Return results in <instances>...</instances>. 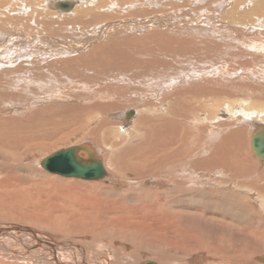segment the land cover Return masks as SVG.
Listing matches in <instances>:
<instances>
[{"label":"rangeland","instance_id":"1","mask_svg":"<svg viewBox=\"0 0 264 264\" xmlns=\"http://www.w3.org/2000/svg\"><path fill=\"white\" fill-rule=\"evenodd\" d=\"M19 1L20 2H13L11 4L15 3L16 6H19L21 4L28 9H30L29 7H31V9L34 8V10H37L38 8V11L40 10L41 12H44L49 19H52L53 22L56 21V19L58 22H62L63 18H59L61 17V14L49 7L50 3H52L53 0H35L36 2L31 3L32 5L28 2L26 3V5V0ZM132 1L133 0H122L120 5L118 4L117 7L113 6L115 8H113L112 10L109 9V7H111V4L109 5L108 3H106L105 5H103L104 10L101 12L103 17H96L93 20H90V23L87 20L88 17L91 16V14H89L88 12V14H86V16L83 18L84 23L79 22L75 24V22H73V24H68L69 26L66 25V27H63V30L60 29V23L57 22H54V28H49L48 25L45 27V24L42 25L40 18H37V20L31 19V26H27L29 27L28 29L25 25V22L14 21V23L12 24H21L20 28L14 29L12 25L11 27H8V23L6 21L11 20V18H15L17 16L10 15L5 17L6 12H0V65H8L7 69H11L15 67V65L21 66L19 68L20 70L18 71L0 73L3 79V81L0 80V82L3 84L5 81L8 85L6 86L5 84H3V87L0 90V113L7 117L21 118L24 121H30L32 120V118L38 117L37 119H39V126L43 127V129L40 128V130L38 129L39 131L36 130L37 134H39L43 130L55 132L56 134H61V132H65V134L67 133L65 137L66 140L62 139L58 141L65 134L60 135L57 141L52 142V144L48 147H44L46 149L44 150V152L42 151V153L50 154L55 152L57 149H64L72 145L74 146L75 144H78L82 141L85 142L89 141V139H92V141L97 144L96 146L99 148V152L102 155H100L102 158H99L103 161V163L105 162L104 166L107 167H112V164H110L112 162V159H110L111 157L109 153L118 151V149L120 148L140 147L142 148L139 149L141 154L143 152H146L145 135L147 136V128L144 126H135L137 128L136 130L134 128V125H131L132 123L127 126L126 124H128V122L125 121L127 120V117H125L126 111L127 114L129 113V111L139 112V114L141 113V116H146L147 114L149 116H156L160 114L169 117L172 116V111L177 112V115H182L184 113V115L181 116L182 119L184 118L182 129L184 130V134L186 136L181 141L182 145H189V147H185L183 157H181L179 161L174 162L179 163V165L177 166H185L186 168L189 165H193L195 163H190V161L187 162L188 158L191 160L190 155L192 151L189 152V150H192L195 145L199 146L200 150L203 149V151L213 150L219 145L223 148L225 139L234 135L233 133L229 135V133H231V131H233L234 129H238L239 127L241 129L242 127V129L244 130L242 131V133L244 132V134H242V137H237V140H241L240 144H237L235 138H233L232 140L230 139L227 143H225L226 147L228 149L232 148L233 151L230 150L232 154L227 152L225 158H228H224V160L228 163L229 158L237 157L236 159H239L240 157L241 161L239 160V163H241V165L238 164V166L240 167L237 166L240 172L234 174V172L236 171L230 170V167L224 170V166H216V168H214V174L219 178L216 179L215 176L212 175L213 180L211 182H213V185H220L221 183L223 185L229 184L230 186L238 183L239 187H242L244 184L248 190L251 185L250 182L255 180V178L253 177L256 176L259 168H261L260 162L251 154L250 151L249 136L253 134V124H243V118H246L242 116L244 112H236L237 114L234 113L229 115L228 117L223 118L222 111L227 108H232L233 105L236 106L238 103L240 104V102H244L243 104L246 107L253 109V111L264 110L263 10L259 9L258 12H256L257 15H253V17L249 19L250 21H246L248 23L244 24L237 22L238 19L235 22L227 20L226 16H224V10L217 11L215 9L219 4L222 5V3H225V8L228 9L227 2H225L226 0H212V3L208 1L207 3H203V5L198 4V6H194L193 0H177V2H175L176 0H172L173 3H178V8H171L169 10H167L168 4L163 2L164 0H156L159 6H165V9L167 10L165 12H159L158 8L155 6L137 7V3H134V5L132 4L134 1ZM231 1V5L229 4L230 6H232L234 0ZM237 2L238 4L239 2L241 4L243 3L242 0H237L236 3ZM36 4L37 6L35 7ZM48 7L53 11L52 14L54 16H52V14L50 13L51 10ZM199 7L201 8V11H198ZM146 8L155 9L157 12H154L153 14H145L143 16L134 14L136 12L138 14L145 13L144 10ZM14 9L15 11H17L16 7ZM88 9H91V7H88L87 10ZM106 9L108 10L106 11ZM48 10L50 11L48 12ZM87 10L85 9V11ZM58 13L60 15H58ZM75 13H73L72 15H74ZM216 13H219V16L216 15ZM259 14L261 15L259 16ZM24 15L26 17L30 16L29 12H25ZM72 15H70V17H72ZM165 16H167V20L164 19ZM19 18L17 20H19ZM255 19H258V21L262 20V24L259 25L258 22L254 23L253 21ZM37 21L40 24H37ZM35 23L37 24V26H35ZM157 25H159L160 28L155 30L157 28ZM252 26L255 27V29H258H254L255 31H253V35L248 36L247 29H252ZM144 28H147V30L145 31ZM142 30H144L145 32H143ZM100 31L102 33L99 35H102V38L112 37L111 40H113V42H115V40L117 43L120 41L118 46L121 49H125L124 51L130 53L127 59L120 61L122 62L120 66H124L123 71L127 73L121 74L112 71V68H116V64L109 67L110 71L108 73L107 71L105 73V71H102V69L99 68L94 70V72H92V70L87 72V70H85L86 65L93 63L90 62L86 64V61L88 60L74 61L70 64H67L66 66H56V68H54L53 70H50L49 68L43 73H40L41 64H44L40 62L41 58L43 59L45 58L44 56H50V59L58 58L61 60V58L65 59V57L66 59H68L72 55L74 56L70 58L83 55L87 49L89 50L95 44L94 43L90 46H87L92 39H95ZM154 31L156 33L161 32L163 34H161V36L157 35L156 38H154L155 40L150 39L149 43H146V46H144L143 44H138L140 42H138V40H134L141 38L140 33L149 34ZM237 37L239 38V40ZM127 39L129 41H127ZM122 40L124 42H121ZM131 40L133 41L130 42ZM132 43L137 44L132 45ZM147 46L149 49L144 56L143 49L145 50ZM140 55H143L144 57H141ZM160 58L163 59L160 60ZM100 62L101 61L96 62V65H98ZM178 87L180 88L178 89ZM168 98L170 99V101H175L176 104H179V102H181L180 104H182V106L184 107L181 108L182 106H179L181 110L178 107L177 111L171 109V107H167L166 103L164 102V104L163 101L167 100ZM89 101L91 103H89ZM98 101L100 106L99 109L92 111L91 107L89 108L88 106L95 105L98 103ZM107 106L109 108H107ZM77 107L79 108V110ZM198 113H200L202 116L205 115L207 117L200 121L198 116H193V114L198 115ZM249 114L250 116H253L250 111ZM47 116L51 117V119L47 118V120L52 121V124H49V126L45 125L46 121H42V119H45ZM254 117L256 118V120H260V115L257 114ZM262 119H264V117L261 118V120ZM130 120L132 121V118ZM100 123L112 124L108 125V127L106 125H103L102 128L99 127L100 129L97 128V130H95L96 126ZM81 127L82 129H84H80ZM213 127L215 128L213 129ZM110 128H114V133L112 132V130L108 131L113 134L112 137L114 140L107 139L108 141L106 140L107 143H105V140L102 138L100 133H103V130L106 129L107 131V129ZM95 131L101 137H94V134H92V132L95 133ZM124 131L125 133H123ZM188 132H191V135H188ZM88 134H90L89 136L92 137L88 138ZM152 141H154V139H152ZM57 143L59 144L57 145ZM217 143L218 146L216 145ZM16 148L17 150L11 148L10 150L6 149V151L5 149L3 150V147L0 148V177L7 176L9 173L11 174V172L9 171L13 170H11V166L14 165L13 161L16 160L17 153H24L25 155L27 154L25 153L27 151L26 147L22 145H16ZM40 149H43V147H41ZM35 150L38 149H33V151H30L28 154L35 152ZM216 151H218L217 148ZM161 153L162 150L158 155L155 156V159L157 161L160 160ZM127 155L128 154L126 153V156H124L123 158L127 159ZM144 157L145 156L142 155L135 162V160H132L134 156L128 155L129 161H127V164L124 165V170L121 171L120 176L123 175L126 180H129L134 188H138L137 190L134 189L135 191L133 190L131 192L133 193L132 196L140 197L142 195L144 196V198L149 197L150 199H148L153 201V204L150 203V205L158 207L159 204L165 201L164 195L160 196L157 194H153V192L157 190L156 188H154V186H143V189L134 182H137V179L144 175H147L148 178L152 179L159 176L165 178L169 176L173 177L171 176V174L174 170H172V168L168 166L166 169H161L160 167L150 168L147 165L149 159L146 157L145 159ZM8 159H10V161ZM155 159L152 155V160L150 161H152L154 164H157ZM180 161L185 162L182 163ZM23 165L25 164L23 163L21 167H23ZM199 169L203 173V171H208L209 167L206 168L205 166H199ZM108 170L109 169L107 168V171ZM41 173L44 174L43 172ZM173 173L175 174L174 178L181 182L182 176L179 173V175L176 174L175 171ZM218 173L222 174V177L218 176ZM29 176L30 175L25 173V177ZM47 176L56 177L53 175ZM32 177L33 175L30 176V178ZM99 181L101 182V180ZM99 181L81 182L83 184H95V182L97 183ZM188 181V179H183L182 183H188ZM195 181H200L201 183H203L201 178H196ZM103 184H105V186L108 185L107 180L104 181ZM209 185L211 186V184ZM5 186L0 188V190H14L10 183L8 187ZM182 187L183 189H186L184 190L185 192L195 193V196L196 193H198L197 195L199 196L200 192L206 195L203 196V203L199 201L198 204V201L190 203L189 200H185V198L182 197L179 192L175 194L179 197V200L174 204V206L172 207L173 209L171 208L170 214H172L173 217H175V215L178 216V218H175V224L179 227L181 235L178 227L177 230H174V228H169V226H167L166 228L164 227V229L166 230L163 236L161 232H159L161 234L160 236L154 235L150 238L142 234L141 232L136 231L135 227H140L141 223L136 225L138 223L139 211L135 209H141V207L142 209L144 208L142 202L138 203V201H135V203L132 205V207L134 206V209L131 212H134L135 214L134 218H132L133 221L132 219L131 221H128L131 222V225L128 223L121 224L119 222H116L117 219H113V217H116V214L112 215L110 213V208L123 209L121 199L100 196L97 192L98 190H85L84 192H78V194L70 193L71 190H68V193L65 194L66 196H64L63 199L62 197H59L54 205L56 207V211L60 212L65 206L71 208L74 204L73 207L76 210H71L72 212L70 213L74 214V216L84 213L85 219H88L86 220V222H81V220H76V217L72 218L70 216L69 220L72 219L73 221L72 224L67 222L70 225L68 226L67 224V229L64 228L61 230L53 228L50 225H44L45 229H42V232H45L46 235L56 234L57 237L61 239L68 238V240H78L80 243L85 242V246L88 248L87 250L89 254H92L93 256H96L97 254H99L97 256H100V254L102 255V248L104 249L107 247L112 250L114 249L116 256L120 260V264H135L145 260L154 261L157 264H160V262H169L170 264H186L185 262H187V264H189L188 262L190 261L191 257L186 255L187 251L195 245L198 248L199 244L200 246L206 247V252L211 249L209 251L211 253H206L202 250L196 251L192 249V258H196V255L198 257L200 256L201 258L207 256L206 258L210 260H223L226 254H224V252H227V258L230 257L232 259L231 262H234L233 258L237 256L240 257H237V260H243L241 259L242 257L240 253H235V251L237 252L240 249V246L245 249V245H254V248H251L252 253H248V256H250L251 259L254 258L255 252L262 249V247L264 246V232L252 231L256 238H254L253 240V238L249 237L247 231L245 230V225L242 224V221L240 220L241 216L239 215V211L235 213L234 209L232 210L231 208H229L230 206H234L235 201H228L227 203V208H229V215L228 213H220L218 211H214L213 203H215L216 205L219 204V207H224L222 203L223 200H225L224 196H220L221 198H223L219 203L216 201L211 202L209 200V197H214L207 195V193H209L210 191H215V194L217 192V190H215L216 188L213 189L211 188L212 186L208 187L202 184L194 187H188L187 185H184ZM45 190L53 189L50 187H46ZM180 190H173V192ZM221 190H223L222 192H224L225 190L228 193L230 192V190H227V188ZM38 195H40L38 189L31 194V196L33 197L32 201L35 203L33 204L35 205V207H37V209L34 211L41 214L44 211H42L41 206H37ZM90 195L92 197H90ZM178 197L173 198L176 200L178 199ZM180 197L183 198V200L180 199ZM240 198L235 200L241 204V201L244 200V197ZM92 199H94V203H101V208L93 205H89L88 207L85 205V202L79 208L76 207L80 200L92 201ZM108 199L110 201H108ZM7 207L9 208V206ZM132 207L130 205L127 206V208L131 210ZM11 208L14 209L13 207ZM15 208H17V211H19L18 207ZM20 209L22 208L20 207ZM96 209L98 211H96ZM148 210L151 209L148 208ZM156 213L160 214V211L158 210ZM5 214H7V211L4 212L0 210V224H7L8 222V224H13L14 222L12 221V219H16L17 216L7 215V217L5 216ZM93 214H95L97 217L100 216V218L97 221L93 222V219H89L91 218L90 216H93ZM34 215L35 214H33L32 211L29 214H23L22 212L21 216L23 217V219L21 222H23V224L32 223L30 221H34L33 218L31 219V217H33ZM170 221L173 222L174 219H171ZM76 224L79 225L77 226ZM231 224L233 225V227H231ZM157 225L161 227L160 222L157 223ZM223 227L226 228L223 229ZM228 228L230 231L227 230ZM182 235L184 236L182 237ZM188 237H190L191 240ZM88 242H93V244L91 246H88ZM218 242H220L221 244H218ZM260 243L262 246H260ZM211 244L213 245L210 246ZM95 245H97L98 248L94 249ZM163 249L165 250V253H161V255H158V258L155 257L157 254H159V251H163ZM216 251H218L219 253ZM166 252L169 253L167 254ZM199 252H201V254H199ZM259 255L261 254H258L256 256ZM232 264L241 263L237 261Z\"/></svg>","mask_w":264,"mask_h":264},{"label":"bare ground","instance_id":"2","mask_svg":"<svg viewBox=\"0 0 264 264\" xmlns=\"http://www.w3.org/2000/svg\"><path fill=\"white\" fill-rule=\"evenodd\" d=\"M58 1L73 2L74 6H73L72 10L63 11V10L57 9L55 7V3L58 2ZM129 1H131V0H129ZM133 1H132L133 2L132 4L137 3L136 4L137 7H143V6L154 7L155 6V7L158 8L159 12H161V11L165 12V11L171 9V8H176V7L178 8V3L177 4L173 3L172 0H164L163 1V2L168 4L167 10L165 9L164 5L163 6H159L157 4L156 0H133ZM169 1H172V2H169ZM193 1H194L193 2L194 6L195 5L198 6V4L203 5V3H207L208 1L212 3V0H193ZM236 1L237 0H234L232 6H230L232 1L231 0H226L225 2H227L228 9L225 8L226 7L224 5L225 3H222V5L219 4L215 9L217 11H223L224 10L225 11V15L224 16H226L227 20H229L231 22L232 21L235 22L238 19L237 22L244 23V24H247L248 22H246V21H250L249 19L251 17H253V15H257L256 12H258L259 9H262L263 12H264V0H242L243 1L242 4L240 2L238 4V2L236 3ZM13 2L17 3V2H20V1L19 0H0V12L1 13L6 12L5 17L10 16V15H15L17 17L18 16L20 17V18L18 17L19 20H17L18 18L15 17V18H11V20L6 21L8 23V27H11V25H12L14 27V29L20 28L21 24L20 25H16L17 23L12 24V23H14V21L15 22L23 21V22H25L26 27L27 26H31L30 25L31 19L37 20V18H40L42 25L45 24V27L48 25L49 28H54L53 24H54V22H57V23H60L59 27H60V29H62L63 27H66V25H68V24H73V22H75V24L79 23V22H83V18L86 16V14H88V12H89V14H91L90 17H92V18L88 17L87 21H89L91 23L90 20H93L96 17H99V18L103 17L102 14H101V12L104 10L103 5H105L106 3H108L109 5L111 4V7H109V9L112 10L113 8L117 7L118 4L120 5L122 0H69V1H67V0H53L52 3H50L49 7L52 8V10L54 9V11H58L61 14L60 15L58 13V15L61 16L59 18H63L62 22H58L57 19H56V21L53 22L52 19L51 18L49 19L48 16H46L44 12H41L40 10L38 11V8H37V10L36 9L34 10V8L31 9V7L28 6L30 8V9H28V8L22 6L21 4L19 6H16L15 3L11 4ZM27 2L29 4H31V3H34L36 1L35 0H26L25 4ZM175 2H177V0ZM167 4H166V6H167ZM36 6H37V4L35 5V7ZM113 6H115V7H113ZM15 7H16L17 11H15V9H14ZM88 7H91V9L87 10ZM85 9L87 11H85ZM50 10H48V12ZM52 10L50 11L51 14L53 13ZM107 10L108 9H106V11ZM198 11H201L200 7L198 8ZM25 12H29L30 16L26 17L24 15ZM108 12H110V11H108ZM144 12L145 13H143V14H138L137 12L134 13V14L135 15H139V16H143L145 14H153L154 12H157V11L155 9L146 8L144 10ZM73 13H75L76 15L75 14H74L75 16L72 15ZM2 15H4V14H2ZM70 15H72V17H70ZM216 15L219 16V13H216ZM260 15L261 14H259V16ZM52 16H54V15L52 14ZM200 16H202V15H200ZM166 17L167 16H165V18H164L165 20H167ZM158 21H159V19H158ZM253 22L254 23L258 22L259 25L262 24L261 23L262 20L258 21V19H255ZM36 23L40 24V23H38V21ZM37 24L35 26H37ZM72 27H73V25H72ZM28 28L29 27H27V29ZM123 28H125V27H123ZM158 28H160L159 25H157V28L155 30H157ZM254 29H255V27H253V26H252V29L248 28L247 29V31H248L247 35L248 36L253 35V31L257 30L258 28H256L255 30ZM144 30L146 31L147 28L146 29L144 28ZM144 30H142V31L145 32ZM57 31H59V30H57ZM101 33L102 32L100 31L98 33V35L95 37V39H92L91 41L89 40L90 42L88 43L87 46H90V45H92L94 43L95 44L91 48L89 47L90 49L89 50L87 49L83 55L70 58V57L74 56V55H72L68 59H66V57H65V59L61 58V60L58 59V58L50 59V56H48L49 58L44 56L45 58H43V59L41 58L40 59L41 60L40 62L44 63V64H41L40 73H43L44 71H46L49 68H50V70L51 69L53 70L54 68H56V66L62 65V67H63V65L66 66L67 64H70L71 62L79 61V60H81V61L88 60V61H86V64H88L90 62H93L91 64L86 65L85 70H87V72H89L91 70H92V72H94V70L99 68V69H102V71H105V73H106V71L108 73L110 71L109 67H111L114 64H116V68H112V71H115L116 73H121V74L127 73V72L123 71L124 66H122V67L120 66V64L122 63L120 61L121 60L123 61L124 59H127L128 56L130 55V53L124 51L125 49H121L118 46L120 41L118 43L116 42V40H115V42H113V40H111L112 37H109V38L103 37L102 38V35L101 36L99 35ZM36 34H37V32H36ZM141 34L142 33H140L141 38L134 39V40H138V42H140L138 44H143L144 46H146V43H149L150 39L156 38L157 35L161 36V34H163V33H161V32L156 33L154 31V32H151L149 34H142V35ZM238 40H239V38H238ZM127 41H129V40L127 39ZM132 41L133 40H131L130 42H132ZM121 42H124V41L122 40ZM136 44L137 43H132V45H136ZM148 49H149L148 46L145 48V50L143 49V55L144 56L146 55V52H147ZM131 54H132V52H131ZM143 55H140V56L142 57ZM161 59H163V58H160V60ZM98 61H101V62L98 65H96V62H98ZM7 66L8 65H3V66L0 65V70H1L0 73L1 72H5L6 73V72H10V71H12V72L13 71H18V70H20L19 68L21 67L19 65H15V67H13L11 69H7L8 68ZM27 66H29V65H27ZM42 69H43V71H42ZM55 70H57V69H55ZM62 72H64V71H62ZM0 80L3 81L1 75H0ZM3 84L8 86L5 81H4ZM3 84L0 82V90L3 87ZM15 87H11V88H15ZM179 88L180 87H178V89ZM168 99L163 101V103L164 102L166 103L167 107H169V108L171 107V109L177 111V108L179 106H182V104H180L181 102H179V104H176L175 101H170V99L169 100ZM83 103H84V101H83ZM89 103H91V102L89 101ZM182 103H184V102H182ZM243 103L240 102V104L238 103L236 106L233 105L232 108L225 109L224 111H222V114H223V118H224V117H228L229 115L234 114L236 112L237 113L244 112L242 114V116L246 117V118H243V124H248V125H250V123L253 124V128H254L255 131L253 130V134H251L249 136L250 151H251V154L256 159H258V161L260 162L261 168H259L258 172L256 173V176L253 177V178H255V180L250 182L251 185L249 184L250 187L248 188V190H247V188L245 187L244 184L242 186L240 183L239 184L242 187H239L238 183H235V185L230 186L229 184L228 185L227 184L223 185L221 183H220V185H216V184L213 185V182H211L213 180L212 179L213 178L212 175H214L216 179L219 178V177H217L214 174V168H216V166H220V167L224 166V170L227 169L228 167H230V170L236 171V172H234V174H237L238 172H240V170L238 169V167H240V166H238V164L241 165V163H239V160L241 161L240 157H239V159H236L237 157L236 158H234V157L233 158H229L228 163L224 160V158L226 157L227 152L232 154V152H230V150H232V148L228 149L226 147L225 143H227L230 139L232 140L233 138H235V141H237V144L238 145L240 144L241 140L240 141H239V139L237 140V137H242V134H244V132L242 133V131H244L242 129V127H241V129H240V127L238 129H234L233 131H231V133H229V135H231L232 133L234 135L231 136V137H227L225 139V141H224L225 143L223 144V148L220 147V145L218 146V143H217L216 145L218 147H216V148L218 149V151H216V148L213 149V150H209L210 152L209 151H205V150L203 151V149L200 150L199 146L195 145L192 150L191 149L189 150V152L192 151L191 155H190L191 160L189 158L187 159V162L190 161V163L191 162L192 163L195 162V163L193 165H189L187 167L188 168L187 169L185 166H180V167L177 166V165H179V163L176 162L177 163L176 164L174 162V161H179V159L181 157H183V155H184L185 147H189V145L188 146L185 145V144L182 145V141H181L186 136L184 134V130L182 129V123H184V118L182 119L181 116H183L184 113L182 115L181 114L177 115L176 114L177 112L172 111V113H171L172 116H170V117L169 116H163V115H160V114L156 115V116L155 115L154 116H149L148 114L146 116L145 115L141 116V113L139 114V112L129 111V112H131V115L128 116V114L126 113L127 111H126L125 112V115H126L125 117H127L128 121L127 120H125V121L128 122V124H126L127 126L132 123L131 125L132 126L134 125V128L136 130H137V128L135 126H144V127L147 128V136L145 135L146 152H143L141 154L139 149H142V148H140V147H138V148L137 147L136 148H134V147H130V148L129 147H123V148H120L119 147L120 149H118V151H114V152L109 153L110 157H111L110 159H112V162L110 163V164H112V167L111 166L107 167V166H104L105 162L103 163V161L99 158L102 155L99 152V148L96 146L97 144L94 143L92 141V139H89V141H85L89 145L86 144L83 141L78 143V144H75L74 146H78V145H86V146H88L92 150L94 156L101 160L102 165L104 167V170L106 172V177H104L101 180V182L100 181L97 182V183L95 182V184H86V183L83 184L81 181H86V180L79 179V178H73V177H64V176H60V175H56V174H51V173L45 171L41 167V162H42L43 159H45L47 156H49V155L61 150V149H57L55 152L47 154V153H42V151L44 152V150L46 149L44 147L50 146L52 144V142L57 141L58 137L60 135H62V134H65V132H61V134H56L55 132H49L48 130H45V131L43 130L42 131L43 133L40 132L39 134H37L36 130H38V129L40 130V128L43 129V127L39 126V119H37L38 117L37 118H32V120H30L31 121L30 122L29 120L24 121L21 118L7 117V116H4L3 114L0 113V148L3 147V150L5 149V151H6V149L10 150L11 148H14V149L17 150L16 145H18V146L22 145V146L27 148V151L25 152L27 154L30 151H33V149H38V150H35V152H32L31 154H28V155L27 154L25 155L24 153H22V154L21 153H17V156H16L17 158H16L15 161H13L14 165L11 166V170L12 169L13 170L9 171V172H11V174L9 173L7 176H3V177L1 176L0 177V180H1L0 181V188L4 187L5 185H6L5 187H8L9 183L14 188V190H0V210L4 211V212L7 211V214H5V216H7V215H11V216L16 215L17 216L16 219H12V221L14 222L13 224H8L9 222L7 224H3V223L0 224V264H120V262H119L120 260L116 256L114 249L112 250V249H109L107 247L104 248V249L102 248V255L100 254V256H97V255H99V254H97L96 256H93L92 254H89V252L87 250L88 248L85 246V244H86L85 242L84 243H80L78 240H70V239L68 240V238L67 239H61V238H58L56 234L55 235H52V234L51 235H46L45 232L44 233L42 232V229H45L44 225H50L53 228H57V229H61V230L64 229V228L67 229L66 228L67 224L68 223L72 224V221H73L72 219L69 220L70 216L72 218L76 217V220H81V222H86V220H88V219H85L84 213H81V215H76V216H74V214L70 213V212H72L71 210H76L73 207L74 204L72 205L71 208H69L67 206H65L64 208L62 207L63 209L60 211L61 213L56 211V207L54 205H55L57 199L59 197H62V199H63V197L66 196L65 194L68 193V190H71L70 193H75V194H78V192H82V191L84 192L85 190H98L97 192L99 193L100 196H103V197L106 196L108 198H115V199L119 198V199H121L123 209H121V208H110V213L112 215L116 214V217H113V219H117L116 222H119L121 224H123V223L127 224L128 223V224L131 225V222H128V221H131V219L134 218V214H135L134 212H131L134 209V206L132 207V205L135 203V201H138V203L142 202V205H143L144 208L142 209V207H141V209L140 208L135 209V210L139 211V213H138V223L136 225L141 223V226L140 227H135V230L141 232L142 234H144V235H146L147 237L150 238V237H152L154 235L155 236L156 235L160 236L162 234V236H163L165 234V230H166V229H164V227L166 228L167 226H169V228H174V230H177L178 226L175 224V218H178V216L175 215V217H173L172 214H170L171 208L179 200V197L175 195L176 193L179 192L180 195H182V197H184L185 200H187V201L189 200L190 203H194V202H197V201H198L197 202L198 204H199V201H201L203 203V201H202V200H204L203 196H205L206 194L204 195V193L202 194L200 192L199 196L197 195L198 193H196V196H195V193L185 192L184 190H186V189L185 188L183 189L182 186H184V185L186 186L187 185L188 187H194V186H197V185H200V184L206 185L208 187L212 186L211 188H213V189L216 188L215 190H217V192L214 194L215 191L214 192H212V191L209 192L208 191L209 193H207V195L214 197V198L209 197V200L211 202L216 201V202L220 203V201H222V198H223V197L221 198L220 196H224V199L227 200V201L223 200V202H222L224 207H221V206L219 207L218 206L219 204L216 205L215 203H213L214 204V206H213L214 211H218L220 213H228V211H229L228 209L229 208H231L232 210L234 209L235 213H237L239 211V215L241 216L240 220L242 221V224L245 225V228H246L245 230L247 231L249 237L253 238V240H254V238H256V237L254 236L252 231H256V232L257 231L258 232L263 231L264 232V158H259L253 153L252 148H251V138L255 134H257L258 132H260V131H262L264 129V119L261 120V118L264 117V110H256V111L254 110L253 111V109L246 107ZM76 105H78V104H76ZM173 105H175V106H173ZM88 107L89 108L91 107L92 111L96 110V109H99V107H100L99 106V101H98L97 104L91 105V106H88ZM148 107H150V106H148ZM183 107L184 106H182L181 108H183ZM107 108H109V107L107 106ZM181 108L179 107L180 110H181ZM78 110H79V108H78ZM251 110H252L253 113L251 112ZM86 111H87V109H86ZM249 111H250V113L253 116H250ZM36 114H38V113H36ZM257 114L260 115V120L259 119L256 120V118L254 117ZM186 115H188V114H186ZM193 116H195V117L198 116L200 121L207 117L205 115L202 116L200 113H198V115L193 114ZM240 116H241V114H240ZM47 118L51 119V117L47 116L45 119H42V121H46L45 125L49 126V124H52V121L51 120H47ZM131 118H132V121L130 120ZM134 122H135V124H134ZM194 123H196V122H194ZM110 124H112V123H110ZM110 124L100 123V124H98L96 126L95 130H97V128L98 129L102 128L103 125L104 126L106 125L108 127V125H110ZM44 127H47V126H44ZM114 128L113 129L112 128L107 129V131L105 129V130H103L104 131L103 133L101 132L102 130L100 131L101 132L100 135L105 140L104 141L105 143H107L106 142L107 139H113V137H112L113 134L108 132V131L112 130V132L114 133L115 132ZM214 128L215 127H213V129ZM249 128H250V126H249ZM80 129H82V127ZM72 130H74V129H72ZM128 130H129V128H128ZM123 133H125V131ZM66 134L63 135V137L61 139H59L58 141H60L62 139L66 140V138H65ZM92 134H94V137L95 136L96 137L100 136L96 131H95V133L92 132ZM187 134L191 135V132H188ZM89 135L90 134H88V136ZM91 137L92 136H89L88 138H91ZM152 139H154V141H152ZM93 140H94V138H93ZM100 141H102V140H100ZM58 144L59 143H57V145ZM224 146H225V148H224ZM41 147H43V149H40ZM214 147H215V145H214ZM66 148H68V147H66ZM66 148H64V149H66ZM18 150H20V149H18ZM161 150H162V153L160 154L161 155L160 156V160L157 161L155 159V156L158 155ZM51 151H52V149H51ZM157 151H159V152H157ZM126 153L129 156H131V155L134 156V158L132 160H135V162L142 155L145 156L146 158L149 159V162H148L147 165L150 168H158V167H160L161 169L162 168L166 169L167 166L171 167L172 170H174L176 174L179 173L182 176V180L183 179H188L189 181H188V183H182V180H181V182H179L178 180H176V178H174L175 174L173 173L174 171L172 172V170H171L172 174L171 173L170 174L173 177L169 176V177L165 178V177H160L159 176V177L153 178V179L152 178H148L147 175L139 177L137 179V182H134L135 184H138L143 189H144L143 186H151V187L154 186V188H156L157 190L155 192H153V194H157V195H160V196L164 195V197H165V201L162 202L161 204H159L158 207L150 205V203L153 204L152 203L153 201L149 200L150 199L149 197H148L149 199L146 198V197L144 198V196H142V195L140 196V194H139L140 197L132 196L133 193H131V192L134 189H136V188H134V186L131 185L129 180H126V178L123 175L120 176L121 171L124 170L123 169L124 165L127 164V161H129L128 160L129 159L128 155H127V159L123 158L124 156H126ZM152 155L154 156V159L156 160L157 164H154L152 161H150V160H152ZM130 158H132V157H130ZM227 158H225V159H227ZM8 160L10 161V159H8ZM258 161H256V162H258ZM5 162H6V160H5ZM180 162H182V161H180ZM183 162H185V161H183ZM23 163L25 165H23V167H21V165ZM3 164H4V162H3ZM154 165H157V166H154ZM161 166H163V167H161ZM199 166H202V167L205 166L206 168L209 167V170L206 171V172L203 171V173H202V171L199 169ZM106 167L109 169L108 171H107ZM183 168H185L186 170L183 169ZM126 169H127V167H126ZM41 172H43L45 175L42 174ZM25 173L30 175V176L33 175V177L32 178H30V176L29 177H25ZM34 174H35V176H34ZM145 174H146V172H145ZM47 175H53V176H56V177H50V176H47ZM217 175L222 177V174L218 173ZM226 176H228V175H226ZM196 178H201L203 183H201L200 181H195ZM106 180L108 182V185L105 186V184H103V182L106 181ZM209 184H211V186ZM46 187L47 188L50 187L53 190H45ZM188 187H187V189H188ZM247 187H248V185H247ZM62 188H63V190H62ZM224 188H227V190H230V192L228 193L226 190L224 192H222L223 190H221V189H224ZM244 188H246V189H244ZM37 189H38V192H40V195H38V197H37V202H38L37 206L38 207L41 206L42 207V211H44L41 214L34 211V210L37 209V207H35V205H34L35 203L32 201L33 197L31 196L32 192L37 191ZM121 189H123V190H121ZM173 190H180V191L173 192ZM108 191H110V192H108ZM222 194H224V195H222ZM241 194H244V195H241ZM83 196H84V194H83ZM90 197H92V196L90 195ZM173 197H178V199L175 200ZM240 197H242V198L244 197V200L241 201V204L236 201ZM218 198H220V199H218ZM180 199L183 200V198H181V197H180ZM133 200H134V202H133ZM108 201H110V200L108 199ZM228 201L229 202L235 201L234 202V206H232V207L230 206L229 208H227ZM84 202L86 203L85 205L88 206V207H89V205H93V206L101 208V206H100L101 203L100 204L94 203V199H92V201L80 200V202L76 205V207L79 208ZM144 203H145V205H144ZM229 204H232V203H229ZM128 205H130L132 207V210L127 208ZM7 206H9V208ZM11 207H13L14 209H12ZM15 207H18L19 211H17V208H15ZM20 207L22 209H20ZM233 207H235V208H233ZM148 208H150L151 210H148ZM103 209H105V208H103ZM231 209H230V211H231ZM158 210L160 211V214L156 213ZM21 211L23 212V214H29L32 211V213L35 214V215L33 217H31V219L33 218L34 221H30L29 220L32 223L23 224V222H21L22 219H23V217L21 216L22 215ZM96 211H98V210L96 209ZM228 215H229V213H228ZM90 217L91 218H89V219H93V222L97 221L100 218V216L97 217L95 214H93V216H90ZM156 219H158V220H156ZM171 219H174V221L173 222L170 221ZM132 221H133V219H132ZM159 222L161 224V227L157 225V223H159ZM76 225L78 226L79 224H76ZM68 226H70V225L68 224ZM179 226H180V224H179ZM159 227H160V229H159ZM231 227H233V225ZM225 228L223 227V229H225ZM229 228L227 230H229ZM178 229H179V227H178ZM183 231H184V229H183ZM231 231H232V228H231ZM159 232H161V234ZM179 232H180V235H181L180 229H179ZM190 232H191V230H190ZM95 235H97V234H95ZM183 236L184 235H182V237ZM191 236H193V235H191ZM178 238H180V237H178ZM188 238H190V237H188ZM225 239H226V237H225ZM190 240H191V238H190ZM250 241H252V240H250ZM181 243H182V241H181ZM92 244H93V242H88L87 243L88 246H91ZM218 244H221V243L218 242ZM97 245L94 246V249L98 248ZM212 245L213 244H211L210 246H212ZM226 245H227V243H226ZM260 246H262L261 243H260ZM194 247H196V248H194ZM213 248H215V247H213ZM244 248L245 249H243V247L240 246V249L237 252L235 251V253H240V255L242 257L241 259H243V260H239V259L237 260L236 258L239 257V256L235 257V255H234L235 258H233V256H232L234 262H231L232 259L230 257L227 258V256H228L227 252H224V254L225 253L226 254H225L223 260H221V259L220 260H210V259L206 258L207 256L206 257L204 256V257L201 258L200 256L198 257L196 255H195L196 258H192L193 257L192 256V253H193L192 249L196 250V251L197 250H202V251L206 252V247L200 246V244H199L198 248L195 245L191 249H188L186 255L191 257L190 261L188 262L189 264H230V263L232 264V263H235L237 261H239L241 264H258V263L264 264V246L262 247L261 250H259V251L254 253L255 256L252 259L248 255L252 253V249L251 248H254V245H245ZM134 250H136V249H134ZM225 250H227V249H225ZM209 251L206 252V253H211ZM213 251H214V249H213ZM218 251H216V252H218ZM161 253H165V250L163 249V251H159V254H157L155 257L158 258L159 257L158 255H161ZM199 254H201V252H199ZM230 254H232V253H230ZM258 254H261V255L256 256ZM159 260H160V258H159ZM158 262H160V261H158ZM140 263L141 264H145V263H147V264H157L154 261H150V260L141 261V262L135 263V264H140ZM185 263L187 264V262H185ZM160 264H170V263L169 262H165V263L160 262ZM171 264H173V263H171Z\"/></svg>","mask_w":264,"mask_h":264},{"label":"water","instance_id":"3","mask_svg":"<svg viewBox=\"0 0 264 264\" xmlns=\"http://www.w3.org/2000/svg\"><path fill=\"white\" fill-rule=\"evenodd\" d=\"M73 6V2L58 1L55 3V7L63 11L72 10ZM129 115L131 112L128 113ZM251 148L257 157L264 158V129L251 138ZM41 167L51 174L86 181H99L106 177L101 160L96 158L86 145L61 149L43 159Z\"/></svg>","mask_w":264,"mask_h":264}]
</instances>
